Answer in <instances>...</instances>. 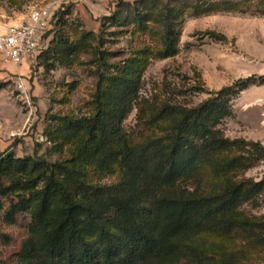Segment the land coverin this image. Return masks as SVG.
I'll return each mask as SVG.
<instances>
[{
  "label": "rangeland",
  "instance_id": "374dc122",
  "mask_svg": "<svg viewBox=\"0 0 264 264\" xmlns=\"http://www.w3.org/2000/svg\"><path fill=\"white\" fill-rule=\"evenodd\" d=\"M134 1L0 0L2 22H21L32 8L45 5L54 12V28L44 42L51 55L21 65L0 58V154L76 161L87 139L59 140L58 146L51 139L57 126L69 119L93 118L112 78L133 67L143 73L138 99L123 121L132 145L164 132L165 124L156 119L164 104L195 106L230 87L231 112L218 128L246 159L239 176L264 181V158L255 151L256 145L264 148V0H163L138 6L141 18L127 5ZM167 11L173 16L177 51L161 57ZM68 45L75 50L69 52ZM83 172L88 182L104 185L121 175L117 163L110 171L86 166ZM14 175L20 186L0 200V264H20L17 254L28 236L34 202L14 220L7 211L20 195L30 196L28 178L42 177L30 168ZM188 187L190 182L184 181L177 189ZM241 209L264 219V191ZM217 240L228 248H244L251 264H264V246L244 234Z\"/></svg>",
  "mask_w": 264,
  "mask_h": 264
},
{
  "label": "trees",
  "instance_id": "16d2710c",
  "mask_svg": "<svg viewBox=\"0 0 264 264\" xmlns=\"http://www.w3.org/2000/svg\"><path fill=\"white\" fill-rule=\"evenodd\" d=\"M161 1L127 5L141 18L138 6ZM163 21L158 53L173 56L178 38L171 12ZM45 54L51 55L50 46L38 58ZM142 73L132 67L113 77L93 118L57 126L53 142L87 139L76 161L0 154V200L20 186L16 170L42 173L27 179L30 196L20 195L7 211L14 220L34 202L28 236L17 254L20 264H251L244 248H228L217 239L240 233L264 246V219L241 209L264 191V181L239 176L246 159L218 128L231 112V88L195 106L164 104L156 115L164 132L137 146L128 141L123 121L138 99ZM255 151L264 158L263 147L256 145ZM115 163L121 175L113 184L84 177L86 166L105 172ZM184 181L190 187L178 190Z\"/></svg>",
  "mask_w": 264,
  "mask_h": 264
},
{
  "label": "built area",
  "instance_id": "2783aa9c",
  "mask_svg": "<svg viewBox=\"0 0 264 264\" xmlns=\"http://www.w3.org/2000/svg\"><path fill=\"white\" fill-rule=\"evenodd\" d=\"M50 6L32 8L27 18L18 23L0 21V58L21 65L38 57L47 47L45 36L54 26Z\"/></svg>",
  "mask_w": 264,
  "mask_h": 264
},
{
  "label": "crops",
  "instance_id": "0c3cea01",
  "mask_svg": "<svg viewBox=\"0 0 264 264\" xmlns=\"http://www.w3.org/2000/svg\"><path fill=\"white\" fill-rule=\"evenodd\" d=\"M103 3H109L111 0H101Z\"/></svg>",
  "mask_w": 264,
  "mask_h": 264
}]
</instances>
